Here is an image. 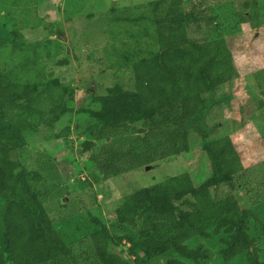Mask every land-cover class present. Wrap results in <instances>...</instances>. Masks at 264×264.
I'll return each mask as SVG.
<instances>
[{"label":"trees","instance_id":"16d2710c","mask_svg":"<svg viewBox=\"0 0 264 264\" xmlns=\"http://www.w3.org/2000/svg\"><path fill=\"white\" fill-rule=\"evenodd\" d=\"M114 5L110 12L119 15L116 20L152 26L157 37V50L148 56L136 61L124 58L135 82L132 91L125 92L117 83L105 94H91L86 105L75 109L73 87L56 76L36 74V82L31 83L22 81L15 68H0V264L31 260L27 251L34 239L27 236L24 221L30 216L41 222L47 213L39 173L22 163L29 138H64L71 129L80 132L83 121L88 139L84 150L90 157L82 165L94 182L101 183L170 158L173 134L197 128L209 95L232 87L239 78L218 25L208 40L189 35L191 24L214 20L203 1L149 0L139 16L119 12ZM9 25L0 20V49L13 55L32 51L28 60L33 65L27 66L34 67L36 50L18 43L23 36ZM263 108V101L255 106V110ZM241 177L221 169L217 161L199 185L189 173H182L138 190L124 201L112 228L90 214L87 221L99 229L90 237V251H85L90 256L82 258L84 264L88 259L95 264H156L167 255L175 256L166 264H208L210 249L204 244L190 248L187 242L214 236H221L223 262L242 255L247 264H264L257 252L264 220L252 210L264 202L263 189L259 197L253 196ZM222 186L231 190L229 196L214 197L212 189ZM24 195L31 197L28 204L20 201ZM251 217L256 227H251ZM252 228L258 233L252 234ZM65 258L67 264H80L72 250Z\"/></svg>","mask_w":264,"mask_h":264},{"label":"rangeland","instance_id":"374dc122","mask_svg":"<svg viewBox=\"0 0 264 264\" xmlns=\"http://www.w3.org/2000/svg\"><path fill=\"white\" fill-rule=\"evenodd\" d=\"M148 1L0 0V20L9 22L10 28L23 36L18 43L38 54L34 67L28 68L27 65H33L28 60L32 51L26 55L17 51L13 55L9 49L1 48L0 68H15L22 81L31 83L36 82V74L56 76L63 85L73 87L75 109L86 105L91 94H105L117 83L125 92L132 91L135 82L123 64L124 58L136 61L148 56L157 50V37L152 26L119 22V15L110 10L115 3L119 12L125 10L124 14L139 16ZM196 1L207 5L214 20L191 24V39H210L211 31L218 25L234 56L239 78L232 87L209 95L197 128L175 132L172 156L150 165L148 170L145 167L94 182L82 165L90 157L84 150L88 139L83 135V121L80 132L71 129L64 138H29L22 163L39 173L47 213L41 222L30 220V216L24 221L26 234L34 243L27 251L31 260H19L17 264H53L56 260L67 264L65 257L71 250L78 263L84 264L82 258L89 255L85 251H90V237L99 229L87 221L90 214L102 218L112 228L124 201L138 190L182 173H189L199 185L212 174L217 161L221 169L242 175L240 182L253 196L259 197L261 189L264 193V108L255 110L259 101L264 102V0ZM247 13H254L256 18L249 19ZM228 93L231 96L226 98ZM230 191L222 186L211 193L223 198ZM30 198L24 195L20 201L28 204ZM252 210L264 220V202ZM250 225L256 227L252 217ZM251 233H258V229L252 228ZM257 235V252L264 261V238ZM220 240L221 236L196 237L187 245L195 248L204 244L210 249L212 259L208 264H247L242 255L223 262ZM174 256L160 257L156 264H166ZM88 264L95 262L88 259Z\"/></svg>","mask_w":264,"mask_h":264},{"label":"water","instance_id":"95a60500","mask_svg":"<svg viewBox=\"0 0 264 264\" xmlns=\"http://www.w3.org/2000/svg\"><path fill=\"white\" fill-rule=\"evenodd\" d=\"M149 169V167L147 168V170Z\"/></svg>","mask_w":264,"mask_h":264}]
</instances>
